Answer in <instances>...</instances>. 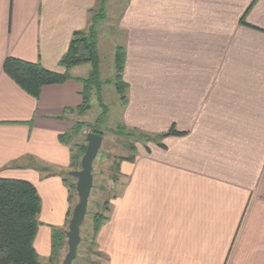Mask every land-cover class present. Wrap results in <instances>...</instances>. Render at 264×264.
I'll list each match as a JSON object with an SVG mask.
<instances>
[{"label":"crops","instance_id":"crops-1","mask_svg":"<svg viewBox=\"0 0 264 264\" xmlns=\"http://www.w3.org/2000/svg\"><path fill=\"white\" fill-rule=\"evenodd\" d=\"M97 3L0 0V177L36 188L41 263L70 208L72 140L59 136L74 131L77 114L65 111L81 105L85 76L73 66L36 99L3 62L64 72L59 60ZM116 30L127 84L119 123L180 134L136 142L119 161L97 253L108 264H264V0H126Z\"/></svg>","mask_w":264,"mask_h":264},{"label":"trees","instance_id":"trees-1","mask_svg":"<svg viewBox=\"0 0 264 264\" xmlns=\"http://www.w3.org/2000/svg\"><path fill=\"white\" fill-rule=\"evenodd\" d=\"M99 7L97 10L91 11L90 26L87 34L84 31H75L72 34L67 52L59 60L60 66L64 72H56L42 66L40 62H29L22 59L7 57L3 62V71L8 75L20 88L34 98H38L40 90L45 85L61 84L72 78L69 69L73 66L89 63L91 70L87 78L78 79L83 83L82 103L75 110L69 109L65 113L75 112L77 115H84L90 108L88 91L96 85L98 87V54H97V34L95 25L97 19L104 17L105 0H98ZM97 11V12H96ZM96 12V13H94ZM115 78L114 86L122 105L126 104L127 84L122 79V73L125 63V50L123 47H117L115 50ZM82 126L81 122H76L73 132H78ZM116 130L121 137L126 136L127 140L133 138L136 142H158L160 139L168 135H179L180 133L173 128L165 133L151 135L143 133L137 129L128 128L123 124H118ZM95 133H101L97 127L91 130ZM115 133V132H114ZM63 142L72 140L71 133H65L59 136ZM129 143L128 150L134 153L135 148ZM76 149V153L73 150ZM85 144H71V163L73 170L80 168V157L84 153ZM132 156V155H131ZM131 156L116 157L118 161L123 159L132 160ZM118 169V162L115 165ZM43 171L50 174V168L44 167ZM62 172V171H60ZM63 175V173H62ZM68 175V174H67ZM114 181L115 177L111 176ZM63 180L67 185L70 202L72 196L71 191L76 192L75 182H69L63 176ZM112 194L110 198H113ZM109 200V199H108ZM105 200L101 205V211L93 215L92 231L93 238L99 231L100 227L109 218V202ZM40 198L33 184L22 179H12L0 177V264H41L38 254L33 247V240L39 226L38 215L40 212ZM70 216V208L67 216ZM68 216V217H69ZM68 222V221H67ZM65 233V232H64ZM63 233V234H64ZM61 232L52 231V252L48 259V263L57 255V249L61 245Z\"/></svg>","mask_w":264,"mask_h":264},{"label":"rangeland","instance_id":"rangeland-1","mask_svg":"<svg viewBox=\"0 0 264 264\" xmlns=\"http://www.w3.org/2000/svg\"><path fill=\"white\" fill-rule=\"evenodd\" d=\"M125 1L105 0L104 17L99 20L97 19L95 30L97 34L99 83L98 87L93 85L88 91L90 108L84 115L75 116V123L81 122L82 126L78 132H73L71 135V144L77 143L79 146L86 145L85 133L90 131L92 127H97L103 136L101 147L93 162V185L87 202L86 215L80 227V243L77 247L76 258L72 261V264H108L107 259L96 251V243L94 242L92 231V218L95 213L102 212L101 205L103 202L108 199L111 200L110 196L115 193V184L110 178L111 176H114L115 179L118 177L119 171L115 169V165L119 161L118 158L114 159L116 157L131 156L133 152L128 150L126 146H129V143H131L130 145L135 148L136 144V140L134 141L133 138L127 140L126 136L121 137L118 135L116 130L114 131L115 133L113 132L115 127L120 124L123 106L115 90L113 81L115 78V50L117 47H123L125 38V34H121L116 30V23ZM98 7L99 3H97L94 10H97ZM87 30L84 31L86 34ZM115 45L117 46L115 47ZM80 65L82 66L77 68V73L84 74V78H87L91 70L90 64L85 63ZM73 153H76V149L73 150ZM69 171H63V176L69 182H75V179L68 174ZM71 196L70 216L77 202V193L71 191ZM68 216L63 228L53 229L62 233V239L61 245L57 249V255H55L50 264H61L67 252L65 233L68 227L67 221L70 219V216ZM48 259L44 263H40L49 264Z\"/></svg>","mask_w":264,"mask_h":264},{"label":"water","instance_id":"water-1","mask_svg":"<svg viewBox=\"0 0 264 264\" xmlns=\"http://www.w3.org/2000/svg\"><path fill=\"white\" fill-rule=\"evenodd\" d=\"M103 136L100 133L87 131L85 133V150L80 158V168L69 171L75 179L77 202L75 203L68 221L66 235L67 252L61 264H72L76 258L77 247L80 243V227L84 221L87 202L93 185V162L101 147Z\"/></svg>","mask_w":264,"mask_h":264}]
</instances>
